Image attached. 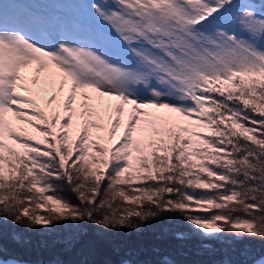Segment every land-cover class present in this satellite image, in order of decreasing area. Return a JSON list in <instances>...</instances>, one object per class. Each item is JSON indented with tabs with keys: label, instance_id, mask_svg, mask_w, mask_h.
Wrapping results in <instances>:
<instances>
[{
	"label": "snow or ice",
	"instance_id": "6c2138e0",
	"mask_svg": "<svg viewBox=\"0 0 264 264\" xmlns=\"http://www.w3.org/2000/svg\"><path fill=\"white\" fill-rule=\"evenodd\" d=\"M72 3L0 13V264H264V0ZM58 229L79 259L21 258Z\"/></svg>",
	"mask_w": 264,
	"mask_h": 264
},
{
	"label": "trees",
	"instance_id": "16d2710c",
	"mask_svg": "<svg viewBox=\"0 0 264 264\" xmlns=\"http://www.w3.org/2000/svg\"><path fill=\"white\" fill-rule=\"evenodd\" d=\"M63 195L69 196L71 198L72 203H78L75 197L65 191L62 193ZM177 222H173L170 224L168 220L160 221L157 223H153L151 225L146 226L140 232H131V233H123L117 236H110L104 233H98L92 225H85V230L87 231V239L93 241L97 244L98 248L101 249V255L91 257V259L96 260H104V259H117V257L111 254V250L116 246H124L131 248H143L150 249L152 246H162L166 247L171 245L173 242L170 238H164L162 235V230L165 226L174 227ZM182 226V225H181ZM6 231L9 233L12 231H23L18 227H14L9 223L6 226ZM65 230L58 229L56 233L48 234L47 236L43 235H32L31 238L36 240H45L48 243L47 247H41L39 245L34 246L31 250L20 253L22 259L36 262V261H49L54 258H61L66 261H73L79 259V257L75 254H65L63 248L61 247L59 241L63 236ZM201 243L199 238L194 237L190 241H188V247L192 250V253L195 252L198 245ZM205 243L210 244L214 248L220 249L224 248L227 245L222 244L219 241H206ZM250 244V246L259 251H264L259 241L254 242H240L235 245L236 248H243L244 246ZM148 258V257H145ZM189 260H211L213 257L211 256H196L194 254H189L187 257Z\"/></svg>",
	"mask_w": 264,
	"mask_h": 264
},
{
	"label": "rangeland",
	"instance_id": "374dc122",
	"mask_svg": "<svg viewBox=\"0 0 264 264\" xmlns=\"http://www.w3.org/2000/svg\"><path fill=\"white\" fill-rule=\"evenodd\" d=\"M26 3L30 4H26V9H33L49 14H55L62 10H69L75 6L72 0H29V2L26 1ZM22 11H24V9H22L15 0H0V13L10 15ZM202 131H204L205 135H208L206 130Z\"/></svg>",
	"mask_w": 264,
	"mask_h": 264
}]
</instances>
